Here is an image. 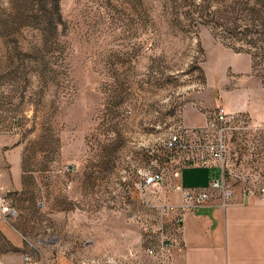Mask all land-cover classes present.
<instances>
[{
    "label": "rangeland",
    "instance_id": "374dc122",
    "mask_svg": "<svg viewBox=\"0 0 264 264\" xmlns=\"http://www.w3.org/2000/svg\"><path fill=\"white\" fill-rule=\"evenodd\" d=\"M262 14L264 0H0V264H151L171 215L119 189L161 168L187 116L201 127L218 107L244 122L226 180L264 203ZM107 156L121 179L102 195ZM107 224L139 253L99 250Z\"/></svg>",
    "mask_w": 264,
    "mask_h": 264
},
{
    "label": "crops",
    "instance_id": "0c3cea01",
    "mask_svg": "<svg viewBox=\"0 0 264 264\" xmlns=\"http://www.w3.org/2000/svg\"><path fill=\"white\" fill-rule=\"evenodd\" d=\"M186 119L187 127L198 123L192 117L190 119L187 116ZM118 162L109 156L99 159V165L105 167L96 168V175L100 172V179L93 182V190L100 192L101 187L103 195L107 187L121 179L109 178V172L115 171ZM108 163L115 167L108 166ZM214 173L215 169L183 168L180 183L185 188L205 187ZM127 177L131 182L137 181L134 174ZM89 187L86 186V189L90 190ZM233 190L234 198L224 209L209 204L184 214L182 243L180 247L173 248L167 264H264V203L256 195L245 197L239 190ZM167 197L171 203L178 204L181 194L168 191ZM126 233L125 230L120 231L107 224L92 242L99 250L106 252L114 251L124 255L133 247L134 253H139V238Z\"/></svg>",
    "mask_w": 264,
    "mask_h": 264
},
{
    "label": "built area",
    "instance_id": "2783aa9c",
    "mask_svg": "<svg viewBox=\"0 0 264 264\" xmlns=\"http://www.w3.org/2000/svg\"><path fill=\"white\" fill-rule=\"evenodd\" d=\"M243 123L237 114L228 112L223 107L207 111L204 126L180 127L178 132L171 134L164 141L165 154L160 156L162 164L159 170L140 172L137 181L119 189L124 190L130 199L135 197L132 192L138 194L148 209L157 208L161 215H171L172 236L162 234L157 245L146 248L151 264H167L173 248L180 247L183 239L182 219L185 213L195 212L209 204H216L222 209L230 205L234 190L225 177L227 139L230 134L243 129ZM69 167L71 165H67V169ZM194 167L215 169V173L211 175L205 187L185 188L180 183L181 170ZM156 185H160V190L167 195L168 191L180 193L179 203L155 204L153 198L159 195L157 189L153 188ZM259 191L264 193V188L260 186ZM242 194L249 197L255 194V190L247 187L243 189ZM149 232H152V229ZM24 258L27 264H31L29 255Z\"/></svg>",
    "mask_w": 264,
    "mask_h": 264
},
{
    "label": "trees",
    "instance_id": "16d2710c",
    "mask_svg": "<svg viewBox=\"0 0 264 264\" xmlns=\"http://www.w3.org/2000/svg\"><path fill=\"white\" fill-rule=\"evenodd\" d=\"M253 11H255V10H253ZM258 16V15H257ZM262 16V17H261ZM260 16V18H261V21H260V23L259 24H255L254 25V23H253V25H254V28H251V29H253L255 32H258L259 33V37H262V35H264V16H263V14ZM238 28H239V26H238ZM248 28H249V26H240V30L241 31H246V32H248Z\"/></svg>",
    "mask_w": 264,
    "mask_h": 264
}]
</instances>
